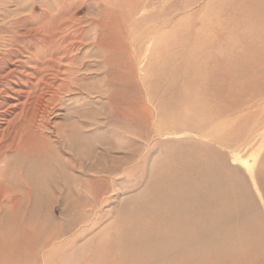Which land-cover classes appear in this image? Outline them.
Returning <instances> with one entry per match:
<instances>
[{"label": "bare ground", "instance_id": "bare-ground-1", "mask_svg": "<svg viewBox=\"0 0 264 264\" xmlns=\"http://www.w3.org/2000/svg\"><path fill=\"white\" fill-rule=\"evenodd\" d=\"M88 1L99 11L87 22L77 15ZM159 1L11 0L1 14L0 38L20 69L0 77V264H264V212L246 177L209 146L161 155L137 178V141L152 124L142 85L152 89L155 74L171 87L172 107L200 62L257 77L264 0H209L197 16L182 15L180 3L152 13ZM152 47L163 52L153 69ZM188 58L194 63L183 66ZM48 63L53 81L44 78ZM12 95L21 98L10 105ZM112 127L130 139V156L118 155L126 149L114 146ZM256 179L264 196L262 170Z\"/></svg>", "mask_w": 264, "mask_h": 264}, {"label": "rangeland", "instance_id": "rangeland-1", "mask_svg": "<svg viewBox=\"0 0 264 264\" xmlns=\"http://www.w3.org/2000/svg\"><path fill=\"white\" fill-rule=\"evenodd\" d=\"M153 1L155 0H152V2ZM191 1L193 0H160L152 6V13L157 12L165 5V8L168 7V9L171 10H179L176 4L180 3L183 7V12H180L182 15H184V13L190 14L189 12H191L192 15L197 16L211 0H198V2L192 6L189 3ZM84 3L85 4L79 8L80 11L77 18H83V20H87L88 22L90 18L86 17V14H94L99 10L92 9L93 4L89 1ZM13 9L11 0H0V16L4 11H12ZM246 10H249L248 6ZM175 14L176 13H173V15ZM237 15L238 19L241 20V17H243L245 13H243L242 10H238ZM179 17L180 16L176 15V18ZM187 20L189 19L185 17L182 23L187 22ZM194 24L200 26L201 23L197 21L194 22ZM237 25V23L233 25L235 30L237 29ZM1 26L0 22V27ZM239 27L238 30H241ZM259 30H261V28H259ZM252 35L253 33L251 34L248 32L246 35H242L244 36L242 40L253 38ZM160 48L162 51L163 49L167 51L168 45L166 42L163 44L160 43ZM13 50L14 49L11 47H6L4 41L0 38V77L6 76L7 73L14 69H20L19 63H16V59L14 60L12 57ZM162 51L152 47V69L158 67L159 61L156 60L160 57L162 58ZM158 54L160 57L157 58L156 55L159 56ZM247 56L248 55L243 56L241 61L242 65V62L245 61ZM193 63L194 59L188 58L184 61L183 66L189 67ZM47 65L49 68L44 78H46V81H53L54 79L50 74L55 72L50 70L49 63ZM253 66L255 67L254 70H257L255 74H258L257 77L254 76V79L253 74L251 75V73H254L253 71H247L243 74L241 73L242 75L238 77H232L228 75L230 67L226 63H217L216 66L211 68L209 63L200 62L199 69L194 71L189 69L186 77L182 79L180 87L175 90V92L178 91L177 95H179L180 98L182 96L184 97L183 102L175 104V106L172 107L168 105L169 98L173 99L174 95L169 93L171 87L163 86V84H156V76L152 73V89L147 87L146 84L141 87L144 100L151 109L152 124L150 135L147 140L137 141V143L142 146L138 158L143 167V172H140L137 178L140 177L139 175H144L143 173L146 174V171H148L153 161L161 155H166L171 152L179 153L182 150L180 147L184 145L191 146L192 144H199L204 147L209 146L214 152L224 157L229 166L237 168L240 173L246 177L252 194L264 212V196L256 179L257 171L262 170L264 172V76L261 75L264 72V61L261 66L257 61ZM22 70L25 71L27 69L22 68ZM91 75L94 77L93 74ZM141 78H145L144 73H141ZM253 80L257 86H262L256 88ZM2 81H9L12 83V79L10 78L3 79ZM97 82L98 79L96 81H94V79L88 81L89 88L98 90L100 82ZM164 83L168 84L166 81H164ZM11 87H14L16 90L19 89L13 84H11ZM2 90L3 86L0 83V94ZM251 91H255L254 96L250 95ZM189 93L192 94L189 95ZM150 94L152 96H150ZM2 96H6V94H2L1 97ZM20 98L21 97L18 95H12L7 99L9 100L8 104H15V100ZM93 98L94 101H92L93 104L91 106L93 109L99 110L102 101L99 100L97 95H93ZM194 98H198L199 100L197 99V101ZM196 109L198 110L197 112ZM0 111L3 112L5 109ZM199 111L201 112L199 113ZM198 113L200 116H196ZM197 117L198 120L195 119ZM192 118H194L193 120L195 122H191ZM0 119V123H2L0 124L1 130L4 115H0ZM185 121L193 123L192 127H196V123L199 122H203L204 125L201 129H188V125ZM111 131L108 135L110 134L114 146L126 149L118 153V155L127 154V156H130V150L132 149L130 147V139L124 136L121 137L119 129L112 127ZM122 145H124V147H122ZM205 151L204 148V152ZM135 178L134 176H128L130 183H133L132 181ZM55 213L59 216L58 208L55 209ZM111 222H114V220L110 217L106 223L110 224Z\"/></svg>", "mask_w": 264, "mask_h": 264}]
</instances>
